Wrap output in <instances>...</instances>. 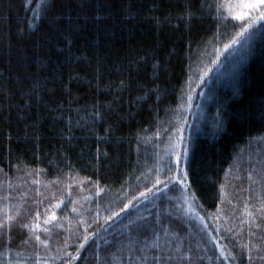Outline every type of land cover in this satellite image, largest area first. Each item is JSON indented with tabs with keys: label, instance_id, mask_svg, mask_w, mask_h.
Here are the masks:
<instances>
[{
	"label": "trees",
	"instance_id": "16d2710c",
	"mask_svg": "<svg viewBox=\"0 0 264 264\" xmlns=\"http://www.w3.org/2000/svg\"><path fill=\"white\" fill-rule=\"evenodd\" d=\"M247 24L222 0H0V264H264V21Z\"/></svg>",
	"mask_w": 264,
	"mask_h": 264
},
{
	"label": "rangeland",
	"instance_id": "374dc122",
	"mask_svg": "<svg viewBox=\"0 0 264 264\" xmlns=\"http://www.w3.org/2000/svg\"><path fill=\"white\" fill-rule=\"evenodd\" d=\"M240 2V0H222V5H223V9L225 12V15L229 18L232 19L231 15L229 14L230 9H234L235 5L238 4ZM254 15V13L249 12V16ZM237 21H248L247 19L245 20H237ZM261 22V21H258ZM225 53L227 55L226 59H225V64L228 62V60H230L226 66V68H221L223 67L222 65H220L218 67L217 70H220L217 72V79L220 80H225V79H231L233 76H235L239 70L240 67L247 61V55H246V46L244 43L240 42L239 44L235 45L234 47L230 46V48H226ZM228 53V54H227ZM228 76V77H227ZM227 79V80H228ZM203 78L201 79V81H199V83H202ZM197 88L196 87L194 90H190V93L188 95V98L183 106L182 112L185 115V119L187 118V116L189 114H191L193 117L192 120V125L194 124L195 129H197V126L200 122V118L201 115H199V112L201 110V102L204 99L203 93L200 97H197ZM184 122L185 120L182 122L180 129H179V133L177 135H175V139L174 142L171 143V147L172 149H175V155H174V160L169 158V161L173 160L172 163L174 165H177L178 163V158L179 160L181 158H183V154H185V151L187 152L186 149V140L188 141V136L186 134H184ZM186 124V123H185ZM193 131V130H192ZM179 170V168H178ZM180 172V170H179ZM193 209L191 205H189V203L186 204V210H188V212Z\"/></svg>",
	"mask_w": 264,
	"mask_h": 264
},
{
	"label": "snow or ice",
	"instance_id": "6c2138e0",
	"mask_svg": "<svg viewBox=\"0 0 264 264\" xmlns=\"http://www.w3.org/2000/svg\"><path fill=\"white\" fill-rule=\"evenodd\" d=\"M249 12L254 13V15L249 16ZM229 14L234 20H248L247 27L242 26V30L238 34V36L242 37L245 33L250 32L258 21H264V0H240L234 9H230ZM235 42L237 41L233 40V43ZM230 46L228 45V47ZM184 155L187 156L186 151Z\"/></svg>",
	"mask_w": 264,
	"mask_h": 264
}]
</instances>
